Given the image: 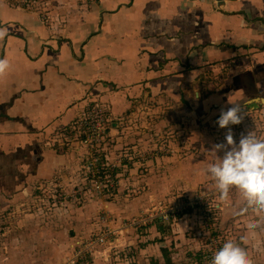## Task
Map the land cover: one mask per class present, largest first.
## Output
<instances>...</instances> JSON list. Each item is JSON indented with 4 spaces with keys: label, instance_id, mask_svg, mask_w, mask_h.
Masks as SVG:
<instances>
[{
    "label": "crops",
    "instance_id": "0c3cea01",
    "mask_svg": "<svg viewBox=\"0 0 264 264\" xmlns=\"http://www.w3.org/2000/svg\"><path fill=\"white\" fill-rule=\"evenodd\" d=\"M78 2L83 6L77 7ZM223 3L42 0L41 6L54 17L44 24L38 9L10 10L0 0V31L5 33L0 59L8 61L0 75V234L8 235L0 244V264H62L76 241L103 230L102 216H113L120 225L144 210L192 196L199 186L217 189L206 169L217 162L219 150L215 145L211 151L207 148V159L201 163L197 161L201 149L197 143L191 145L211 135L189 133L186 150L155 154L144 164L143 138L135 131L125 134L124 128L133 130L139 121L144 125V109L145 119L156 118L153 123L162 129L181 121L193 130L214 125L221 108L229 104L238 105L244 117L264 114V104L258 109L249 104L250 98L264 94V0ZM92 106H106L111 112L110 130L97 157L113 186L105 198L91 192V199L79 196L74 190L81 186L61 195L64 188L83 185L86 179L83 171L80 182L73 177L90 158L74 125L79 112ZM122 146L126 147L121 150ZM117 152L132 160H126L129 169H122L125 160L120 161ZM139 158L142 164L135 161ZM177 158L195 161L183 165ZM112 169L131 173L122 203L110 199V191L121 188ZM140 169L142 184L133 179ZM149 169L160 171L155 177ZM45 189L53 207L57 197L71 206L66 211L71 216L58 219L50 210L37 209ZM234 189L229 192L231 205ZM198 221L183 214L171 226L158 222L135 234L138 246L125 237L119 247L115 243L104 247V256H96L93 264H203ZM54 222L58 224L53 226ZM241 224L239 229L245 222ZM173 246L184 252L181 256L176 252L177 260L167 255Z\"/></svg>",
    "mask_w": 264,
    "mask_h": 264
},
{
    "label": "rangeland",
    "instance_id": "374dc122",
    "mask_svg": "<svg viewBox=\"0 0 264 264\" xmlns=\"http://www.w3.org/2000/svg\"><path fill=\"white\" fill-rule=\"evenodd\" d=\"M41 2H42V0L38 1V3H37V9H38V12L40 13V17H41V15H48L49 14V12L44 10V7L41 6ZM87 2H88V0H87ZM95 4H93V6ZM82 6H83V4L79 5V2H78L77 7H82ZM72 10L74 12L79 11V9H77V8H72ZM49 18H50V20L54 19V17H52V16H50ZM109 113H110L109 114V117H110L111 112L109 111ZM146 113H147V110L144 109V125H143V123L141 124L139 121L138 123H136L133 130L129 126L124 128V130H126L125 134H127V133L132 134V131H135L134 133H136L137 135H140V137L143 138L144 148L147 149L144 152V159H143L144 164L146 163V161L148 159H151L152 157H154L155 154H157L159 156H164V154H168L172 150L174 151L173 153L177 152V150H179V149H181V151L186 150V146L190 144L189 140H187L189 138L188 135H190L189 133H192V132L193 133L197 132L198 134H196V135L198 137H200L201 135H204V134H209L212 136V138L210 136L207 138H205V137L199 138V139H197V142L191 143V145H195V143H197V147L201 149L202 154H200V156H199L200 158L197 159V161H199L201 163H203L205 161V159H207L206 153H205L207 148H209L210 149L209 151H211V150H213V147H215L216 145H226L225 135L229 129L233 133V138H234V142L237 146V149L239 147V143H240V140L242 138L243 139L255 138L258 140H260V139L264 140V130H261L262 128H264L262 126V125H264V114H262L261 116L256 115L253 117L251 115H246L247 117H244L241 124L236 125V126H233L230 124L227 129H220L219 125L216 122H214V125L207 123L206 125H203L202 129L198 128L199 130L198 129L193 130V129H189L190 128L189 126L187 128L184 127L182 124L183 121H181L179 124L175 125L173 128L170 127L167 129H162L160 126L157 127L156 124L153 123V121H155L156 118L153 121H150L151 119L150 120L145 119V117H147L145 115ZM153 116L155 117L158 115L155 113V114H153ZM252 121H256V123L252 124ZM258 125H260V127ZM120 128H123V127H120ZM113 130H116V129L113 128ZM117 131L121 132L120 129ZM250 133H254L255 134L254 137H251ZM121 135L122 134H119L118 136L120 137ZM147 136H149V138ZM165 139H167L169 142L164 143L166 141ZM183 140H187L185 142L186 144L183 142ZM213 145H215V146H213ZM125 147L126 146H122V148L121 147L120 148L122 150ZM174 149H176V150H174ZM189 149H191V148H189ZM228 150L230 151L231 148L228 147ZM118 151H120V150H118ZM190 151L196 152L197 150L191 149ZM214 154H215V152H214ZM225 154H226L225 151L223 149H220L218 151V157H216V159L218 158L216 163H219V161L222 160V155L225 156ZM117 155H118L120 161H121V159L125 160L123 162L122 169H124V168L129 169L130 164L126 160H129L131 163H132V160L128 157L127 158L121 157V154L118 152H117ZM83 156H84V158H87L86 153H84ZM210 157H213V155H210ZM135 161H137V164H142V163H140V162H142L141 158L136 159ZM148 161H150V160H148ZM190 161H195V160L193 158L192 159L177 158V160H176V162L178 164L181 163L183 165H187ZM211 164H215V162L211 163ZM136 168H139V167H136ZM141 169H143V168H141ZM141 169L134 172V176H133V179L138 178V181L140 182V184L143 183V182H141L142 181L141 177L143 176V175L141 176V174H140ZM81 171L85 172L84 170H80V172L78 171L77 174H73V177L75 179H78L79 182H80L81 178L83 177ZM148 171L151 172V174H153L156 177L158 175L156 172H158L160 170H157V169L150 170L149 169ZM111 173H114L116 175V179H117L119 185L121 186V188H119V187L113 188L114 190L112 189L113 191L112 190L110 191V192H113V193H111V196H113V197H110V199H111V201L116 200L117 203H122L123 198L125 196V193L127 191L126 187H124V186L126 184L130 183L128 181L130 179H132V177L129 176L131 173L128 172V174H126V175L122 172L115 173L114 169L111 170ZM188 177H189L188 174L185 177H183L182 182L188 183L187 182ZM191 178H192V176H191ZM88 179H89L88 177H87V179H85V181L83 182V185L80 182V183L74 184L73 187H68L66 189L64 188L62 191L63 193L61 195H64L65 191L70 192V191H72V188L77 187V186H81L80 190L77 189V190H74V192L78 193L79 196L85 195L84 197L91 199L92 197H94V195H89V194H91V193L96 194V193H94L88 189V186H87L88 185ZM123 179H125L124 182H122ZM150 179H151V176H150ZM144 180H145V178H144ZM147 181H148V179H147ZM147 181H145L144 184H146ZM151 182H152V179H151ZM162 183H160V184H162ZM170 184H172V183H170ZM204 186H207V185H204ZM204 186L203 185L199 186L198 187L199 191H197L196 193L206 191L207 189L201 188ZM144 187H145V185H144ZM233 188H230V190ZM136 189H137L136 195H138L140 193L138 190L139 188H136ZM230 190H229V192H230ZM234 190H235L234 191L235 196H234V198H231V201H234L233 205L230 204V201L228 199L229 193H228V197H227V202H225L223 199H221L220 196L218 198H216L217 209L214 212L216 217H215L214 222L211 224L212 229H210V226H209L210 230L206 231V229L202 225L201 218L198 216H195L199 220L198 223H199V226L201 228V231L203 230L202 234L204 235V236L202 235L201 239L198 236L199 234L196 235L197 236V242L199 241V243L202 244L201 248L204 246L203 247V250H204L206 243H207L206 240H207L208 235L210 234L208 237V239H210L212 237H215V234L217 233L216 234L217 238L216 237L215 238L217 239L216 241L218 242V244L223 245L224 242L231 240L234 243L241 245V247L246 251L248 258L252 261V264H264V213H259V212L254 211V209L257 206L254 204L250 206L248 203V200L243 195V193L237 191L236 189H234ZM181 191H186L185 194H189L187 190H184V188ZM48 193H49L48 189L40 191L39 197L42 198V201L38 202L37 209L50 210L51 213L53 214V216L57 217L58 219L63 214H69L71 216L70 211H68L66 213L67 209L70 208L71 206L69 207L67 203H66V205L61 204V203H63V201L60 200L61 197L60 198L57 197L55 207H53V204L51 202H49V200H51V194L48 195ZM106 193H108V192L105 191V193L102 197L106 196ZM196 193H194V194H196ZM132 194H134L133 191H132ZM102 197H100V198H102ZM81 200H82L81 202H83V199H81ZM51 201H53V200H51ZM73 202H71V204ZM106 202H110V201H106ZM43 204H45L46 206L42 207ZM119 206H120V204H119ZM160 207H162V206L160 205L158 207H155V208L151 209L150 211L144 210L142 213H140V216L133 217L130 219L128 218L123 223H125V224L130 223L132 220L135 221L136 219H139L140 217H142L145 214L149 215L150 213H153L154 211L158 210ZM220 207H221V209H220ZM77 208H79V207H77ZM72 210H73V208H72ZM242 210H246V211H242ZM233 213H236L235 217H232ZM106 216L107 215L102 216L100 219L106 218ZM192 216H194V215H192ZM247 217H248V219H247ZM110 218H111V220H110ZM177 221H178V219L174 222H169L168 224H166L165 222H162V224H166L167 226H171L172 224H174ZM115 222H117V221L113 216H110V217L108 216L107 221L104 224L101 223L104 226V228L106 226L107 228L115 231V233H114L115 236H114L113 240L117 237L116 235H119L118 236L119 239H121V238L125 239V237H128L129 240L131 237L136 236L135 235L136 233H134V232H126L125 230H123L121 232L120 230L122 227L118 226V224H116ZM242 222L243 223L245 222V224L242 227H240L241 229H239V226L242 225L241 224ZM251 222L256 223L257 227L254 229H249L247 227V225ZM112 223L114 224V226H111V225H113ZM220 223L222 224V226H220ZM57 224L58 223L55 224V222H54L52 225L54 226ZM155 224H157V223H155ZM98 225H100V224H98ZM101 233H103V232H100V231L98 232V234H101ZM193 233L195 234L196 232H193ZM2 234H3V232H1V234H0V244L2 243V240L6 239L8 236V235H6L4 237V236H2ZM5 234H6V232H5ZM166 239H168V236H166ZM80 241H84V240H80ZM112 242L113 241L110 240L108 242V244H106L104 247H107ZM138 242L139 241L137 240V242L133 245L138 246V244H139ZM168 244H170V243H168ZM120 245H122V241L117 246L119 247ZM134 247L135 246L132 247L131 253L134 251ZM138 248H140V247H138ZM179 250L180 249H177V251H176V249L173 246L171 252H169L167 250L168 251L167 255L171 258V260H173V259L177 260L178 259L177 255L181 256L182 254H184V252H181V251L178 252ZM182 250H184V249H182ZM70 252H71V250H70ZM176 252H177V255H176ZM149 256H150V254H149ZM192 260H194V262H195V259H192ZM192 264H194V263H192ZM196 264H198V263H196Z\"/></svg>",
    "mask_w": 264,
    "mask_h": 264
},
{
    "label": "built area",
    "instance_id": "2783aa9c",
    "mask_svg": "<svg viewBox=\"0 0 264 264\" xmlns=\"http://www.w3.org/2000/svg\"><path fill=\"white\" fill-rule=\"evenodd\" d=\"M40 0H5L8 8L15 11H24L36 8L37 3ZM49 15H41V21L44 24H49ZM109 110L106 106H92L87 107L79 112L76 119L74 129L77 133L79 142L86 149L87 154L90 158L85 162V166L82 170L85 171L86 179H88V189L96 193L99 197H102L109 185L113 186L112 180L104 172L103 167L100 165V159L97 157L99 151L103 150L104 137L110 130V117ZM108 188V189H107ZM220 196L218 189L215 191H203L200 193L193 194L192 196H182L174 199L173 203H167L160 207L158 210L145 214L135 221L132 220L130 223H122L121 232L137 233L141 230L150 229L155 223L176 221L180 215H194L201 218L202 225L209 231L211 224L214 222L216 215L214 214L217 209L216 198ZM219 208V207H218ZM221 209V207H220ZM107 218H102L101 223L104 224ZM210 226V229H209ZM203 228V229H204ZM101 234H96L93 238L84 241H76L71 248L68 259L62 264H93V259L100 255L101 249L108 244L111 240L116 246L124 241V238L119 239L118 236L113 240L114 233L112 229L105 226ZM117 234V233H116ZM210 235V234H209ZM208 235V237H209ZM205 249L202 251L203 264H210L213 254L222 245L216 241L217 237L208 239ZM131 242H136L135 236L132 237ZM122 241V242H123Z\"/></svg>",
    "mask_w": 264,
    "mask_h": 264
},
{
    "label": "clouds",
    "instance_id": "9594fccd",
    "mask_svg": "<svg viewBox=\"0 0 264 264\" xmlns=\"http://www.w3.org/2000/svg\"><path fill=\"white\" fill-rule=\"evenodd\" d=\"M4 34L3 31H0V38ZM7 68L8 61L0 59V75ZM249 104H264V94L250 98ZM229 105H225L220 110L219 119L216 121L220 129H227L230 124L239 125L244 119L238 105ZM254 135V133H250L251 137ZM225 140L226 145L215 146V150L223 149L226 153L225 156L219 163L210 164L206 172L211 173L216 181V188L221 199H226L230 188L234 187L243 193L250 206L253 204L257 206L254 211L264 213V140L242 138L237 149L230 129L225 135ZM228 147L231 148L230 151ZM247 227L254 229L257 224L251 222ZM210 264H252V261L244 249L228 240L214 252Z\"/></svg>",
    "mask_w": 264,
    "mask_h": 264
},
{
    "label": "water",
    "instance_id": "95a60500",
    "mask_svg": "<svg viewBox=\"0 0 264 264\" xmlns=\"http://www.w3.org/2000/svg\"><path fill=\"white\" fill-rule=\"evenodd\" d=\"M218 2H220L221 4H224L223 2H224V0H217ZM253 106V108H255V109H258L259 108V105H252ZM251 106V107H252Z\"/></svg>",
    "mask_w": 264,
    "mask_h": 264
},
{
    "label": "bare ground",
    "instance_id": "6f19581e",
    "mask_svg": "<svg viewBox=\"0 0 264 264\" xmlns=\"http://www.w3.org/2000/svg\"><path fill=\"white\" fill-rule=\"evenodd\" d=\"M75 105H77V104L75 103V104H73L72 106H75Z\"/></svg>",
    "mask_w": 264,
    "mask_h": 264
}]
</instances>
